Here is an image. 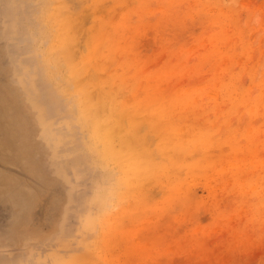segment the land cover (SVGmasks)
Here are the masks:
<instances>
[{
  "label": "rangeland",
  "instance_id": "374dc122",
  "mask_svg": "<svg viewBox=\"0 0 264 264\" xmlns=\"http://www.w3.org/2000/svg\"><path fill=\"white\" fill-rule=\"evenodd\" d=\"M69 2L0 0V264H264V0ZM47 3L68 5L82 78L156 165L93 225L115 165L39 64Z\"/></svg>",
  "mask_w": 264,
  "mask_h": 264
},
{
  "label": "bare ground",
  "instance_id": "6f19581e",
  "mask_svg": "<svg viewBox=\"0 0 264 264\" xmlns=\"http://www.w3.org/2000/svg\"><path fill=\"white\" fill-rule=\"evenodd\" d=\"M67 3H70L69 0H67ZM49 6V3L42 4L39 24L46 29H49L52 24V41L55 44L50 43L51 47L49 46L45 51L40 49L39 64L43 66L51 79H60L62 83L67 82V85H70L69 88L72 87L70 91L69 88L67 89L64 86V93L69 94L75 100L78 112L76 120L86 129L88 137L85 147H87L92 160L104 167L115 165L114 171L109 175L107 184L109 186L99 193L97 213L99 211L100 213L98 215L96 213L89 218L90 225H93L115 203V206L120 205L122 198L134 196L142 184L154 175L156 165L150 154L141 151V146L138 143L122 135L121 121L115 120L110 115H104L106 109L103 99L95 98L94 92L82 78L87 71L84 69L82 74V71L80 72L74 63L72 38L68 35V33L71 35L70 31L73 30V27L68 16H66L68 5L65 3L57 7L54 6L55 9L52 13L48 10ZM44 36L50 40L48 34ZM32 76L29 74L27 77L33 79ZM131 136H133V133H131ZM72 260L76 261L78 259L74 258ZM57 264L74 263L57 259Z\"/></svg>",
  "mask_w": 264,
  "mask_h": 264
}]
</instances>
